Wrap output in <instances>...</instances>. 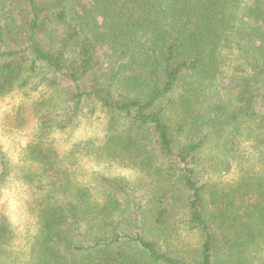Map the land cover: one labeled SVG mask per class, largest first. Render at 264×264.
Returning a JSON list of instances; mask_svg holds the SVG:
<instances>
[{
  "label": "trees",
  "instance_id": "16d2710c",
  "mask_svg": "<svg viewBox=\"0 0 264 264\" xmlns=\"http://www.w3.org/2000/svg\"><path fill=\"white\" fill-rule=\"evenodd\" d=\"M226 76L222 96L205 99ZM35 77L59 91L61 108L40 115L27 156L36 170L26 180L41 195L30 264H264V172L223 187L198 170L213 135L229 155L242 128L256 127L264 149V0H0V95ZM89 104L109 115L108 134L102 147L75 149L140 159L149 193L105 175L93 191L43 145ZM190 104L187 117L168 119ZM10 173L0 146V182ZM181 212L201 238L190 258L158 241ZM14 239L0 215V264Z\"/></svg>",
  "mask_w": 264,
  "mask_h": 264
},
{
  "label": "rangeland",
  "instance_id": "374dc122",
  "mask_svg": "<svg viewBox=\"0 0 264 264\" xmlns=\"http://www.w3.org/2000/svg\"><path fill=\"white\" fill-rule=\"evenodd\" d=\"M226 58L229 60L228 56ZM230 72V66L226 65L225 73ZM227 76L217 77L215 81L207 84L204 98L216 99L222 96ZM181 85L180 90L173 94L176 106L178 101L184 100V82ZM60 103L59 91L37 77L25 86H15L0 95V146L6 154L11 172L0 182V215L9 219L15 235L12 248L5 255L4 264H30L31 248L39 229L41 195L26 180L27 172L36 170L34 162L28 165L31 161H28L27 156L30 146L37 141L40 115L56 108L59 110ZM192 107L191 104L184 105L178 112L169 111L168 119L174 121L179 116H184V119ZM109 118L108 114L100 110L94 111L89 104L71 128L55 130L45 139L43 145H49L56 150L65 166L71 169L73 178L89 184L93 191L100 190L97 181L100 175H105L126 179L137 194L149 193L151 178L140 169V159L132 161L122 155L100 160L83 156L75 149V143L80 140H91L96 146L102 147L108 134ZM191 121L187 122L188 128ZM242 130L243 133L236 139V149L229 155L222 146L224 138H217L216 135L200 151L198 170L204 181L214 186L230 187L246 171L264 172V149L258 147L256 142L258 129L246 127ZM73 149L75 150L71 154ZM142 199L146 202L144 195ZM168 232V236L159 238L158 241L162 247L174 254L190 258V251H196L200 246V236L189 229L182 212L172 215Z\"/></svg>",
  "mask_w": 264,
  "mask_h": 264
}]
</instances>
